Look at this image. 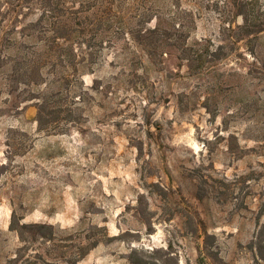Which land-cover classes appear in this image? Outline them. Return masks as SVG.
Segmentation results:
<instances>
[{
    "label": "rangeland",
    "instance_id": "rangeland-1",
    "mask_svg": "<svg viewBox=\"0 0 264 264\" xmlns=\"http://www.w3.org/2000/svg\"><path fill=\"white\" fill-rule=\"evenodd\" d=\"M118 3L125 27L151 7L189 42L228 43L227 27L242 21L233 0ZM248 12L261 25L257 38L196 74L173 56L158 70L126 34L109 47V32L82 75L102 92L86 104L87 120L63 133L37 130L30 86L0 67V264H68L94 239L77 264H132V248L160 264H264L254 243L264 219V0H249ZM33 16L2 26L19 29ZM7 41L2 55L16 52ZM13 210L21 223L50 225L51 239L20 240L9 229Z\"/></svg>",
    "mask_w": 264,
    "mask_h": 264
},
{
    "label": "trees",
    "instance_id": "trees-1",
    "mask_svg": "<svg viewBox=\"0 0 264 264\" xmlns=\"http://www.w3.org/2000/svg\"><path fill=\"white\" fill-rule=\"evenodd\" d=\"M20 1L0 0V43L3 39L9 40L7 48L16 49L15 53L7 55L0 52V67L9 64L11 77L30 86L27 98L34 100L37 130L47 133L51 131L63 133L69 125L80 127L89 117L83 113L85 106L102 91L99 79L94 78L92 84L86 86L82 75L93 72L94 64L105 48L103 38L109 32H112L110 36H106L109 47L114 48V41L126 34L136 49L138 47L137 51L146 57L149 64L157 65L158 70L165 68L163 56H173L177 68L185 65L188 73L196 74L202 70L215 68L214 62L226 58L236 42L256 39L262 30L261 25L256 23L248 12L249 0H233L236 15L241 16L242 21L227 27L228 33L224 34L222 40L227 39L228 43L217 45L206 40L189 42L180 24L163 28L161 18L151 7L137 15L135 25L125 27L118 0H23L21 1L23 3ZM23 8L24 16L32 13L34 16L19 29L13 24L11 30L5 31L2 26L4 20L18 21V15L23 16ZM153 19L155 22L152 25L150 22ZM11 34L14 36L8 39ZM20 38L22 40H19ZM115 49L123 50L120 47ZM71 85L78 90L70 95ZM204 106L208 108L205 103ZM151 186H154V192L165 194V189L159 184L151 183ZM136 202L137 206H144L146 204L144 195L139 194ZM259 213L260 216L264 214V205ZM20 219L13 210L9 229L16 231L20 240L27 238L26 232L30 233L32 240L51 239V231L47 230L51 229L50 225L21 223ZM144 222L148 223L147 220ZM148 227L151 228L150 225ZM207 236L206 234L205 237ZM98 242L100 240L94 239L85 247H81L76 257L66 262L77 264V261ZM254 243L258 257L264 260V219ZM153 251L157 252L158 249ZM167 254L160 256L164 262L168 260ZM128 258L132 264H160L156 263L150 253L136 248L130 250ZM42 264L60 263L43 260Z\"/></svg>",
    "mask_w": 264,
    "mask_h": 264
}]
</instances>
